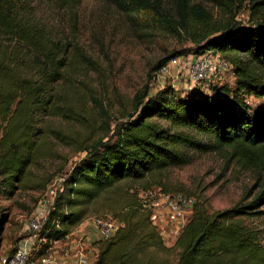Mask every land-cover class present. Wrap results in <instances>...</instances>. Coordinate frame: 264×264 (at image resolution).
Wrapping results in <instances>:
<instances>
[{
    "label": "trees",
    "instance_id": "1",
    "mask_svg": "<svg viewBox=\"0 0 264 264\" xmlns=\"http://www.w3.org/2000/svg\"><path fill=\"white\" fill-rule=\"evenodd\" d=\"M66 12L69 24H77L81 0H44ZM220 10H231L245 0H203ZM121 13H151L168 32L183 35L195 45L193 55L217 52L232 65L235 90L219 88L220 96L178 95L165 85L148 97L147 89L133 97L135 116L116 124L107 140H97L71 169L57 192L47 220L36 237L35 256L45 255L54 241L64 239L68 227L80 223L84 212L76 205L95 200L121 181L139 182L172 167L186 165V150L220 152L240 167H259L264 156V109L251 115L243 95L264 97V16L259 32L241 31L230 23L217 26L204 8L191 0H175L174 15L163 12L161 0H107ZM250 16L264 14V0H250ZM20 0H0V189L10 195L31 164L41 134L38 117L58 108L53 88L69 65L72 41L56 39L51 29L26 13ZM216 35L214 37H210ZM242 56V58H241ZM171 57L159 61L158 71ZM166 123V125L160 122ZM181 129V131L179 130ZM187 131V132H186ZM188 131L190 133H188ZM207 139L209 144L197 138ZM261 163V162H260ZM262 164V163H261ZM82 200H74L73 197ZM249 198V199H248ZM118 217L121 226L100 247L94 264H162L157 251L168 249L149 215L134 200ZM264 180L257 192L232 207L209 213L195 204L174 248L175 264H264L260 232L244 218L263 213ZM27 237L23 234L21 240ZM17 242V245L21 241ZM45 240V243H39ZM16 245V247H17ZM14 247L8 254H12ZM167 264V263H166Z\"/></svg>",
    "mask_w": 264,
    "mask_h": 264
},
{
    "label": "rangeland",
    "instance_id": "2",
    "mask_svg": "<svg viewBox=\"0 0 264 264\" xmlns=\"http://www.w3.org/2000/svg\"><path fill=\"white\" fill-rule=\"evenodd\" d=\"M249 1L241 5L235 3L231 10H220L203 0H191L200 4L217 26L230 23L241 31L259 32L262 28L257 25L264 14L253 13L252 18ZM20 2L26 13L51 29L56 39L72 41L74 47L69 51V65L62 80L53 88L54 104L58 109L48 110L37 118L41 134L36 139L31 164L10 195L0 189V254L4 256L23 237L25 220L53 181L64 180L85 156L86 148L97 140L106 141L108 130L135 116L133 97L136 92L145 88L147 96L151 97L160 90L161 84L157 83L154 71L157 63L168 57H188L196 48L185 36L165 30L151 13L131 18L107 0H81L76 26L69 24L66 12L55 10L44 0ZM161 6L165 14L174 15L175 0H161ZM235 82L234 72H225L217 80L199 84L194 93L220 96L217 94L219 88L233 91ZM178 92L185 91L180 88ZM243 97L252 117L256 111L264 109V97L247 93ZM197 138L209 144L202 136L197 135ZM186 154L189 157L186 165L154 173L135 183L121 181L102 191L95 200L71 208L83 211L84 216L80 223L68 227V240L73 237L84 240L92 230L98 234L93 221L106 216L116 219L121 226L119 213L133 200L140 206L139 195L144 190L160 188L165 193H184L212 213L232 207L245 194L252 197L264 180V156L258 159L259 167L247 168L231 160L228 149L220 152L186 150ZM63 180L58 182L57 192L61 191ZM262 210V214L244 218L243 222L259 230L264 245V207ZM97 241L91 246L98 255L103 246H98ZM175 242V238H167L163 244L168 251H157L154 257L175 264L178 254L173 247ZM60 245L61 242L51 247ZM112 256L111 252L105 257L106 264Z\"/></svg>",
    "mask_w": 264,
    "mask_h": 264
},
{
    "label": "built area",
    "instance_id": "3",
    "mask_svg": "<svg viewBox=\"0 0 264 264\" xmlns=\"http://www.w3.org/2000/svg\"><path fill=\"white\" fill-rule=\"evenodd\" d=\"M177 70V71H176ZM233 71L232 65L216 52H204L200 55H190L188 57H172L156 73L157 83L161 84L162 89L166 84L170 85L178 94L185 95L188 91L195 89L199 84L209 80H217L223 73ZM179 79L178 83L176 80ZM183 81L182 83H180ZM180 88L185 91L178 92ZM63 179L53 181L47 189V192L38 200L36 207L30 217L25 220L23 233L27 237L23 238L12 254H0V264H54L50 251L48 249L45 255L36 257L34 248L36 237L42 230L47 217L53 207L54 199L57 194V184ZM139 204L141 211L149 215L152 226L158 232L162 242L167 238L173 239L180 236L185 224L187 223L195 199L184 193H165L160 188L144 190L139 195ZM94 228L98 231L99 240L106 241L110 239L119 228L116 219L106 216L93 221ZM69 238V235L65 237ZM64 238V239H65ZM54 241L51 244L62 242ZM82 238H72L67 243L78 245L82 244ZM39 243H45L40 240ZM77 264H86L82 252L77 254Z\"/></svg>",
    "mask_w": 264,
    "mask_h": 264
},
{
    "label": "crops",
    "instance_id": "4",
    "mask_svg": "<svg viewBox=\"0 0 264 264\" xmlns=\"http://www.w3.org/2000/svg\"><path fill=\"white\" fill-rule=\"evenodd\" d=\"M79 235H82V234H79ZM68 239L69 238H67L66 241H68ZM96 240H99V236L97 232L92 230L89 232L86 238L82 241L81 245H78L77 242L71 245L70 243H67L64 241V243L61 242L60 246L52 247V250L50 251V253L55 259L54 264H77L76 256L78 252L83 253L85 260H86V264H94L96 256H97V250L93 246H91V244L95 242Z\"/></svg>",
    "mask_w": 264,
    "mask_h": 264
}]
</instances>
